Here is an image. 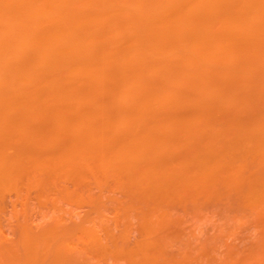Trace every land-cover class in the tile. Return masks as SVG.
<instances>
[{"label": "bare ground", "instance_id": "1", "mask_svg": "<svg viewBox=\"0 0 264 264\" xmlns=\"http://www.w3.org/2000/svg\"><path fill=\"white\" fill-rule=\"evenodd\" d=\"M0 264H264V0H0Z\"/></svg>", "mask_w": 264, "mask_h": 264}, {"label": "rangeland", "instance_id": "2", "mask_svg": "<svg viewBox=\"0 0 264 264\" xmlns=\"http://www.w3.org/2000/svg\"><path fill=\"white\" fill-rule=\"evenodd\" d=\"M76 210H77V209H76ZM77 211H79V209H78ZM33 215L36 216V213L33 214ZM10 235H11V234H10ZM238 235H239V237H238ZM236 237H238V238L240 239V237H241L240 233L236 234V236H235L234 238H236ZM239 239H233V240L238 241Z\"/></svg>", "mask_w": 264, "mask_h": 264}]
</instances>
